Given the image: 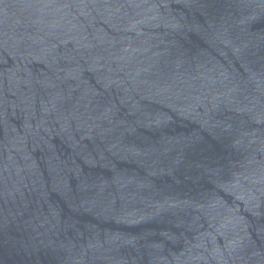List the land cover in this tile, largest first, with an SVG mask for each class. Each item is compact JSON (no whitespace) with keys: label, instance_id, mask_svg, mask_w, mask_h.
<instances>
[{"label":"water","instance_id":"obj_1","mask_svg":"<svg viewBox=\"0 0 264 264\" xmlns=\"http://www.w3.org/2000/svg\"><path fill=\"white\" fill-rule=\"evenodd\" d=\"M0 264H264V0H0Z\"/></svg>","mask_w":264,"mask_h":264}]
</instances>
